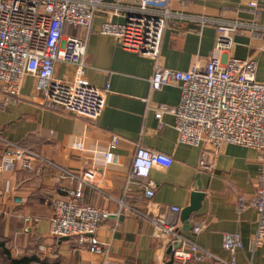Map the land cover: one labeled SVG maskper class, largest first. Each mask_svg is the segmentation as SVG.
Returning <instances> with one entry per match:
<instances>
[{
	"label": "crops",
	"instance_id": "1",
	"mask_svg": "<svg viewBox=\"0 0 264 264\" xmlns=\"http://www.w3.org/2000/svg\"><path fill=\"white\" fill-rule=\"evenodd\" d=\"M251 1L258 2L261 9L256 20L248 9ZM109 4L95 13L86 43L85 79L106 90L105 109L97 120L47 103L38 79L30 75L24 78L15 101L0 104V165L4 140L38 154L32 169L19 162L11 170L0 169V264L40 260L47 264H102L105 256L113 264H215L209 259L176 258V241L154 237L153 227L144 217L165 213L174 205L184 209L196 191L205 194L201 207L187 222L180 218L178 231L225 259L231 258L223 249L225 236L239 233L243 247L236 252V264H264V248L253 245L259 213L251 203L264 165L263 152L227 143L213 155L212 170H200L204 146L180 142L174 114L157 117L161 106H178L180 86L168 84L153 90L150 85L156 65L181 71L204 66L217 40L216 24L209 20L218 19L249 25L233 35L227 54L240 59L256 57L257 79L264 82V39L251 31L255 22L264 26V0H171L172 15L157 59L127 50L114 36L101 33L105 21L123 23L136 8L130 0L123 3L121 14L113 15ZM65 32L86 34L70 25ZM74 71V65L61 63L56 76L72 79ZM113 137H118L119 143L112 150L115 161L109 162L106 153ZM139 146L166 153L174 160L169 168L155 166L151 170L150 178L156 184L151 199L138 181L127 184ZM88 167L98 173L94 186L84 187L85 201L111 213L99 223L96 234L107 255L91 252L77 237L59 238L50 232L53 199L66 194L63 188L78 187L66 171L78 174ZM241 197L247 204L244 210L239 209ZM195 221L204 225L199 232L193 230Z\"/></svg>",
	"mask_w": 264,
	"mask_h": 264
},
{
	"label": "built area",
	"instance_id": "2",
	"mask_svg": "<svg viewBox=\"0 0 264 264\" xmlns=\"http://www.w3.org/2000/svg\"><path fill=\"white\" fill-rule=\"evenodd\" d=\"M130 0H0V104L8 105L20 94L23 80L30 75L38 79V87L47 103L59 106L77 116L97 120L105 109L106 90L89 84L86 79V43L94 15L110 7V14L119 15L123 3ZM136 8L123 23L105 21L101 33L114 36L122 46L138 54L157 59L167 20L171 17V0H131ZM248 9L255 20L261 12L259 3L251 1ZM206 20H202L205 23ZM216 24L215 51L204 65H195L188 71L156 65L150 78L153 90L168 84L181 88L177 107L161 106L157 117L164 113L175 116V128L182 143L204 146L200 170H212L213 155L224 144L232 143L256 148L264 154V82L257 79V58L240 59L227 54L233 46V35L249 26L239 20H209ZM81 28L83 36L67 35L66 26ZM251 26V25H250ZM251 31L264 39V26L254 23ZM61 63L75 66L72 79L56 76ZM0 169L11 170L16 162L32 169L38 157L34 151L4 140ZM119 143L113 137L106 153L109 162L115 161L112 152ZM173 158L163 152L139 146L134 155L128 186L137 181L145 195L153 198L155 182L150 178L155 166L169 168ZM66 171V170H64ZM78 182L76 189L63 188L65 195L53 199L54 213L50 232L53 236L77 237L91 252L104 254L96 234L99 223L111 213L103 207L85 201V186H94L97 170L88 167L76 174L66 171ZM144 179V182H141ZM252 205L259 213L253 238L254 248H264V165L259 174ZM124 207L121 202V209ZM247 204L239 199V209ZM182 208L171 206L165 213L144 214L153 227V236L167 242L180 241L174 256L181 260L209 259L215 264H236V252L243 247L239 233L225 236L223 249L231 258H221L178 231ZM204 225L195 221L193 230ZM32 264H47L43 260ZM102 264H113L105 256Z\"/></svg>",
	"mask_w": 264,
	"mask_h": 264
},
{
	"label": "water",
	"instance_id": "3",
	"mask_svg": "<svg viewBox=\"0 0 264 264\" xmlns=\"http://www.w3.org/2000/svg\"><path fill=\"white\" fill-rule=\"evenodd\" d=\"M204 196L205 194L202 191H196L193 193L190 205L182 209L181 220L183 222H187L191 218L193 213L200 209ZM174 245L179 247L181 245V242L176 241Z\"/></svg>",
	"mask_w": 264,
	"mask_h": 264
}]
</instances>
